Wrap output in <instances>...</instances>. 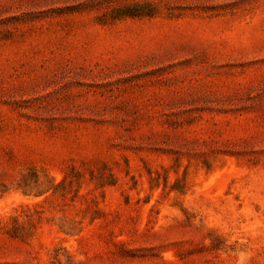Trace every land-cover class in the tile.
Listing matches in <instances>:
<instances>
[{"label": "rangeland", "instance_id": "1", "mask_svg": "<svg viewBox=\"0 0 264 264\" xmlns=\"http://www.w3.org/2000/svg\"><path fill=\"white\" fill-rule=\"evenodd\" d=\"M0 264H264V0H0Z\"/></svg>", "mask_w": 264, "mask_h": 264}]
</instances>
